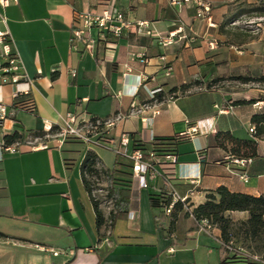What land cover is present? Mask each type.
I'll use <instances>...</instances> for the list:
<instances>
[{
	"label": "crops",
	"instance_id": "obj_1",
	"mask_svg": "<svg viewBox=\"0 0 264 264\" xmlns=\"http://www.w3.org/2000/svg\"><path fill=\"white\" fill-rule=\"evenodd\" d=\"M209 1L204 18L195 5L172 0H18L5 10L12 49L30 83L0 86V103L11 109L30 98L36 112L17 108L0 127V264H223L233 255L207 220L183 211L171 228V217L150 201L151 192L165 190L160 178L141 189L132 175L128 213L99 229L81 171L66 168L65 142L60 145L58 137L68 113L100 121L108 141L91 148L100 164L131 172L128 158L115 152L122 135L129 137V155L137 145L149 148L208 120V134L177 145L175 190L191 208L219 187L264 197V138L257 141V157L244 166L228 158L229 143L228 149L219 143L225 134L253 139L251 119L259 111L249 101L264 108V83L254 82L264 77V36L239 23L240 10L258 0ZM110 6L149 26L106 39L93 28L91 47L73 51L74 12ZM192 83L185 94L171 92ZM17 89H29V95L15 98ZM16 132L24 140L11 144L16 152H4L5 136ZM98 149L111 152L109 164ZM225 215L236 223L249 218L248 212Z\"/></svg>",
	"mask_w": 264,
	"mask_h": 264
},
{
	"label": "trees",
	"instance_id": "obj_2",
	"mask_svg": "<svg viewBox=\"0 0 264 264\" xmlns=\"http://www.w3.org/2000/svg\"><path fill=\"white\" fill-rule=\"evenodd\" d=\"M239 14L243 15L242 17L245 19L264 18V0H258V2L254 5L244 6L240 10ZM231 22L232 21H228L227 24ZM242 80L244 82L251 81L249 78H244ZM254 82L264 83V77L255 79ZM195 84L196 83L183 85L181 88H175L171 92L177 93L179 91L182 94H185ZM162 97V93L157 95L158 99H162ZM28 100H30V98H23L22 100L15 102L11 109L15 112L17 108L23 109L20 108L18 104H24ZM246 103L247 101L237 102V104ZM249 103L256 104L257 102L256 100H252L249 101ZM23 110L34 114L36 112V107L33 110ZM251 123L254 127L253 139L239 140L230 134H225L223 140L219 141L220 145L225 149H228L226 143H229L230 154L228 158L230 160L238 159L248 161L249 159L257 157V141L264 138V110L254 114L252 116ZM100 128L102 129V125ZM51 130L58 131V128H53ZM24 138L25 137L22 133L16 132L13 135L5 136V144L11 145L17 141H23ZM102 138V136L98 137L99 140H102ZM187 139L190 138L182 137L179 134L172 139H157L153 141L149 148L142 145H137L136 148L143 150L151 149L158 156H165L167 154L177 155L178 143ZM82 147H84V145L80 140L71 136L67 137L63 148V155L64 163L68 170L72 169L75 165L77 154L81 152ZM99 163L97 153L92 149H88L80 165V171L83 184L95 211L97 227L100 229L102 226L106 225L107 221H110L111 226H113L114 222L118 218L128 213L131 198L129 187H131V183L129 181L126 185L118 184V175L125 172L119 171L116 167L112 169H105L103 171L106 181L107 196L113 204V210L110 212L108 218H106L104 212L100 208V202L93 196L92 184L89 179V177H93L98 174ZM128 167H130V165H128ZM128 174L132 175V172H129ZM150 201L153 208L162 209L171 203L172 197L165 190L161 193L151 192ZM192 209L194 218L197 221L207 220L210 225L216 226L221 230V237L224 243L234 241L236 246L242 247L251 255L260 257L261 262H264V197H254L243 193H233L226 187H219L215 194L209 195L208 200L204 204ZM183 211H185L184 204L180 202L174 204L170 215L171 228L174 226L179 214ZM229 211L248 212L249 218L245 222L236 223L226 217L225 214ZM186 215H189L188 212H186ZM241 262H245L247 264H262L261 262L253 263L249 258L238 255H227L223 260V264H236Z\"/></svg>",
	"mask_w": 264,
	"mask_h": 264
},
{
	"label": "built area",
	"instance_id": "obj_3",
	"mask_svg": "<svg viewBox=\"0 0 264 264\" xmlns=\"http://www.w3.org/2000/svg\"><path fill=\"white\" fill-rule=\"evenodd\" d=\"M17 1L18 0H0V86L9 84L18 85L21 83L28 85L30 83L29 76L23 72V66L12 49V39L7 26L8 19L5 14V10L11 5L16 4ZM172 4L177 6L193 4L196 7L197 16L200 18L208 16L211 11V5L207 0H172ZM148 26L149 24L146 22H134L128 20L121 9L116 6L107 7L100 13L75 11L70 45L73 51H78L81 45L90 48L92 45L90 30L93 28L98 30L100 38L106 39L109 36L120 38L130 30L140 33L142 28H147ZM173 34L174 33L170 34L169 38L173 37ZM166 71L167 74H169L171 67L166 68ZM21 95H29V89H17L13 93L15 98H18ZM254 105L257 107L258 111L264 110L262 102H257ZM18 106L30 110H33L36 107L32 99L24 104H18ZM15 113L14 110L9 109L3 103H0V127H3V123L8 118H13ZM64 124L65 127L58 134L60 145H63L67 137L70 136L80 140L88 149L100 145L103 141H108L106 139L105 130L100 128V121L87 120L75 113H68ZM111 125L112 124L110 123L108 126ZM50 129L51 128H49V130ZM210 131V123L208 120H205L191 125L189 130L181 133L180 136L188 137L192 140L197 139L199 135H206ZM250 132H254V127L250 129ZM100 136L103 137L102 140L98 139ZM128 144V135H122L115 152L118 155L128 158L132 175L138 180L139 187L141 189H148L150 183L158 178L164 180L165 191L171 195L172 201L169 205L162 208L163 214L165 216H170L174 204L180 202L184 204L185 211L194 218L193 209L189 206V203H187V197L179 195L171 183V176L179 164L177 155L167 154L165 156H158L151 149L143 150L140 148H136L128 155L126 152ZM44 147L47 146L45 145ZM1 149L4 152H16L15 145H6L3 143ZM201 150L202 149H200V151ZM235 163L244 166L247 161L237 159L235 160ZM241 178L247 181L246 175H242ZM191 180L193 181V179ZM161 192H163V189H158V193ZM223 247L233 255L247 257L261 262L260 257L249 254L242 247L236 246L234 241L228 243L223 242ZM170 251L173 252V249H170ZM261 263L264 264V262Z\"/></svg>",
	"mask_w": 264,
	"mask_h": 264
},
{
	"label": "rangeland",
	"instance_id": "obj_4",
	"mask_svg": "<svg viewBox=\"0 0 264 264\" xmlns=\"http://www.w3.org/2000/svg\"><path fill=\"white\" fill-rule=\"evenodd\" d=\"M207 2H210V1L207 0ZM239 23L240 25L246 27L248 30L254 31L255 32L254 35L262 34V36H264V34L262 33L264 31V18H248V19L244 18ZM86 151L87 149L85 147L81 148V152L77 154V160L71 170V173H77L79 175L80 165L86 154ZM98 151L101 152L102 154L101 156L105 162L108 163L110 162L109 160H112L113 155L111 154V152L103 151L101 149H98ZM104 170L105 169L103 168V166L99 163L98 164V171H99L98 174L96 176L89 177V179L92 184L93 196L100 202V208L104 212V215L108 217L110 212L113 210V204L107 196L106 181H105L104 174H103ZM126 171L127 172L118 175V184L126 185L127 182L129 181L131 184L132 182H134L133 176L128 174L129 170H126ZM202 259L207 260L208 255L205 253L204 255H202ZM254 262L259 263V261H255V260Z\"/></svg>",
	"mask_w": 264,
	"mask_h": 264
}]
</instances>
